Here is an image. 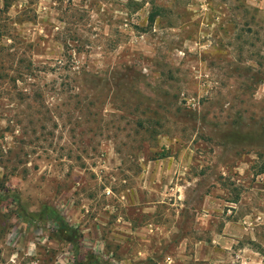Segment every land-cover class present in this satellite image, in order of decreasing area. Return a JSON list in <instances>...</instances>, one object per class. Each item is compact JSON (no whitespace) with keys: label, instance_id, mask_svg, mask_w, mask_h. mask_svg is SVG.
Instances as JSON below:
<instances>
[{"label":"rangeland","instance_id":"374dc122","mask_svg":"<svg viewBox=\"0 0 264 264\" xmlns=\"http://www.w3.org/2000/svg\"><path fill=\"white\" fill-rule=\"evenodd\" d=\"M262 164L264 0H0V264H264Z\"/></svg>","mask_w":264,"mask_h":264},{"label":"trees","instance_id":"16d2710c","mask_svg":"<svg viewBox=\"0 0 264 264\" xmlns=\"http://www.w3.org/2000/svg\"><path fill=\"white\" fill-rule=\"evenodd\" d=\"M150 21H153V18H150ZM258 174L264 175V164L259 166ZM54 224L57 225L58 231H62V235L65 240H69V242L75 243L74 238L77 237V231L70 227L68 224H66L63 217L60 215L58 211L54 207H45V210L41 213V215H38ZM263 251V249H260V252ZM98 261V260H97ZM96 261V262H97ZM99 263V261H98Z\"/></svg>","mask_w":264,"mask_h":264},{"label":"crops","instance_id":"0c3cea01","mask_svg":"<svg viewBox=\"0 0 264 264\" xmlns=\"http://www.w3.org/2000/svg\"><path fill=\"white\" fill-rule=\"evenodd\" d=\"M136 231V230H135Z\"/></svg>","mask_w":264,"mask_h":264}]
</instances>
